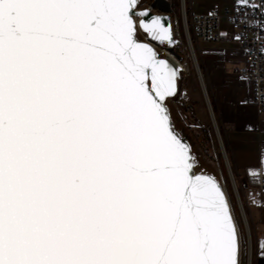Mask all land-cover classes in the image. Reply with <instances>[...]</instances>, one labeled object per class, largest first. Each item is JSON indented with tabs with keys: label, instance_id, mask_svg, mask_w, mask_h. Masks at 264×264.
<instances>
[{
	"label": "snow or ice",
	"instance_id": "6c2138e0",
	"mask_svg": "<svg viewBox=\"0 0 264 264\" xmlns=\"http://www.w3.org/2000/svg\"><path fill=\"white\" fill-rule=\"evenodd\" d=\"M136 2L0 0V264H239ZM139 28L172 41L158 18Z\"/></svg>",
	"mask_w": 264,
	"mask_h": 264
},
{
	"label": "crops",
	"instance_id": "0c3cea01",
	"mask_svg": "<svg viewBox=\"0 0 264 264\" xmlns=\"http://www.w3.org/2000/svg\"><path fill=\"white\" fill-rule=\"evenodd\" d=\"M243 1L186 0V6L188 12H204L215 8L218 13H223ZM221 27L226 29L228 25L222 20ZM191 37L201 79L223 138L228 163L237 177L242 179L245 166L261 163L264 167V109L260 110L249 98L251 84L238 72L243 59L235 42H209L193 35ZM244 185L254 187L259 192L264 191L245 183H242L241 190ZM243 200L257 241L263 231L257 228L258 217L254 218L246 199Z\"/></svg>",
	"mask_w": 264,
	"mask_h": 264
},
{
	"label": "built area",
	"instance_id": "2783aa9c",
	"mask_svg": "<svg viewBox=\"0 0 264 264\" xmlns=\"http://www.w3.org/2000/svg\"><path fill=\"white\" fill-rule=\"evenodd\" d=\"M157 1L160 0H143L145 3ZM161 1L162 3H159L161 7L166 6L165 2L168 3L177 39L172 44H156L176 60L181 70L182 77L188 74L187 60L177 48V46L180 47V45H183L182 39L183 42H185L187 51L192 60L191 53L193 46L190 34L202 41L235 42L243 59L242 65L238 68V72L241 76L250 81L251 93L249 98L260 110H263L264 0H244L243 2L236 3L231 10L224 11L223 13H218L215 8H211L204 12H188L186 0ZM222 20L228 25V28L223 29L221 27ZM237 37H239V39H237ZM243 171V181L245 184L256 186L258 189H264V167L261 163L253 166H245ZM252 171L259 173V177L254 179L251 175ZM234 188H236V185ZM235 197L239 206L242 208L238 194ZM243 223L245 225L244 220ZM245 254L246 245L243 241L241 244L240 238L239 264L244 262Z\"/></svg>",
	"mask_w": 264,
	"mask_h": 264
},
{
	"label": "rangeland",
	"instance_id": "374dc122",
	"mask_svg": "<svg viewBox=\"0 0 264 264\" xmlns=\"http://www.w3.org/2000/svg\"><path fill=\"white\" fill-rule=\"evenodd\" d=\"M192 35L190 34V37ZM183 45L180 47L177 46L181 54L185 57L188 63V74L184 77H182L181 82V90L179 91L180 95H178V102L179 104L189 113V115L193 118V122L190 124V128L192 132L194 133L195 137L196 135L199 136L196 137L204 151L215 160L220 175L222 177L224 187L226 190V193L228 195V199L232 208V212L238 227L239 235L241 238V244L242 241L245 242L246 245V262H247V251H248V238L246 237L247 234V227L246 224L243 223V216L240 211V206L238 204V201L236 199L235 194V188L232 182H235L236 189L238 192L239 199L241 201V206L244 212V215L246 217L249 232L251 235L252 240V264L257 263V256L263 255L264 256V250H262L261 245H264V191L259 192L256 188L250 187L248 185H244L241 190V185L244 183L242 182L243 178L240 179L237 177V175L232 170L231 166V174L228 170L227 164L225 162V154L227 157L226 150L224 148L223 138L221 135V132L217 126L218 132L215 130V126L213 123V120L211 118L209 109L207 107L203 91L201 89L199 79L197 76V70L192 62L191 56L187 51L185 42H183ZM191 43H192V37H191ZM193 46V43H192ZM194 50V47H193ZM195 53V50H194ZM196 57V54H195ZM197 60V58H196ZM198 64V62H197ZM212 110V108H211ZM216 121V120H215ZM217 124V123H216ZM219 137H218V135ZM221 141L219 142V140ZM223 144V150L225 151V154L222 151V145ZM228 160V159H227ZM229 164V163H228ZM230 165V164H229ZM232 176V177H231ZM242 182V183H241ZM243 196V197H242ZM243 198L246 199L249 208L254 213V218L258 217V220H256V226L259 228V230H262V234L258 236L256 241V236L254 234V229L252 225L251 218L249 216L248 210L245 206ZM248 236V235H247ZM259 248V254L258 253ZM242 264H245L243 262ZM247 264V263H246Z\"/></svg>",
	"mask_w": 264,
	"mask_h": 264
},
{
	"label": "water",
	"instance_id": "95a60500",
	"mask_svg": "<svg viewBox=\"0 0 264 264\" xmlns=\"http://www.w3.org/2000/svg\"><path fill=\"white\" fill-rule=\"evenodd\" d=\"M165 4H166L165 7H161L158 1L152 3H145L143 2V0H137L136 7L134 8V13H135L134 19L136 20V23L138 25L136 38L139 42L149 44L151 47H153L158 53V57L160 59L166 60L173 68L178 70L179 75L177 79L176 94L173 97L169 98L167 101V107L171 115L173 127L176 133L181 137L183 142L187 144L191 149V154L195 160L194 173L197 175L204 174V175L212 176L215 179V181L219 184V186L221 187V189L223 190V192L225 193L228 199V195L226 193L224 183L215 160L212 159L202 148L199 140L195 137L194 133L190 128V124L193 122V118L178 102V95L182 82V73L179 68V65L172 56H170L167 52L162 50L156 44V43L172 44L177 39V35L172 20V14L169 11L168 3L165 2ZM145 12L147 13V15L142 16L141 13H145ZM156 18L159 19V22L165 28H168L170 30V33L172 35L171 43L166 41L159 42L157 39L151 38L147 33H145L143 30L139 28V23L142 19L145 20L146 22H150ZM239 251H240V237H239ZM256 264H264L263 255L257 256Z\"/></svg>",
	"mask_w": 264,
	"mask_h": 264
},
{
	"label": "bare ground",
	"instance_id": "6f19581e",
	"mask_svg": "<svg viewBox=\"0 0 264 264\" xmlns=\"http://www.w3.org/2000/svg\"><path fill=\"white\" fill-rule=\"evenodd\" d=\"M159 3H162V1L160 0V1H158ZM192 58H193V64H194V66H195V68H197V76H198V79H199V83H200V86H201V89H202V91H203V94H204V98H205V101H206V104H207V107H208V109H209V112H210V115H211V118H212V120H213V123H214V126H215V130L218 132V129H217V124H216V121H215V118H214V114H213V111L211 110V106H210V103H209V99H208V97H207V94H206V91H205V87H204V84H203V82H202V79H201V75H200V72H199V67H198V64H197V60H196V57H195V53H194V51L192 50ZM175 60V59H174ZM178 64V63H177ZM217 134V133H216ZM218 134H219V132H218ZM217 134V135H218ZM218 137H219V135H218ZM221 141V139L219 140V142ZM222 146V151H223V153L225 154V151L223 150V144L222 143H220ZM225 162H226V164H227V167H228V170H229V172H230V174H231V169H230V165L228 164V160H227V157H226V154H225ZM232 175V174H231ZM232 177V176H231ZM232 182H233V178H232ZM233 185H234V187H235V184H234V182H233ZM235 194L237 195L238 193H237V189L235 188ZM240 211H241V213H242V218H243V220H244V222H245V224H246V227H247V238H248V251H247V262H246V258L244 257V262H245V264L247 263V264H252V240H251V235H250V232H249V227H248V223H247V220H246V217H245V215H244V212H243V209L240 207Z\"/></svg>",
	"mask_w": 264,
	"mask_h": 264
},
{
	"label": "trees",
	"instance_id": "16d2710c",
	"mask_svg": "<svg viewBox=\"0 0 264 264\" xmlns=\"http://www.w3.org/2000/svg\"><path fill=\"white\" fill-rule=\"evenodd\" d=\"M196 137H198L199 138V136L198 135H196ZM202 144V143H201ZM203 145V144H202Z\"/></svg>",
	"mask_w": 264,
	"mask_h": 264
}]
</instances>
